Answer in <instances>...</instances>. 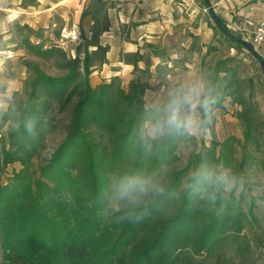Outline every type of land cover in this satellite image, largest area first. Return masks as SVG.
Returning <instances> with one entry per match:
<instances>
[{"label":"trees","instance_id":"1","mask_svg":"<svg viewBox=\"0 0 264 264\" xmlns=\"http://www.w3.org/2000/svg\"><path fill=\"white\" fill-rule=\"evenodd\" d=\"M94 2L83 13L94 21L92 38L82 33L75 57L59 44L33 43L31 37H43L27 25L16 28L20 45L34 61L26 59L23 89L0 111V247L5 259L9 264H241L251 250L242 235L248 215L223 186L209 189L213 199L202 198L196 174L202 165L217 174H241L251 158L249 146H261L264 120L254 102V81L238 77L234 59L217 60L209 68L206 92L223 100L213 109L212 123L200 128L202 138L210 132V145L166 128L152 137L147 124L164 126L169 103L184 90L176 85L162 105L147 107L149 85L139 78L128 88L119 77L93 87L94 67L105 61L108 50L100 44L105 3ZM217 18L216 31L245 50L242 36ZM91 46L97 49L91 52ZM212 51L217 49L210 47L207 56ZM46 66L57 74H49ZM228 99L242 107L241 160L235 137L220 142L213 130L214 111ZM59 132L62 139L41 160ZM183 144L193 147L187 161L179 152ZM16 163L22 169L4 183L6 170ZM123 174L148 178L163 189L145 197L135 213L138 222L117 221L123 213L110 207L113 183Z\"/></svg>","mask_w":264,"mask_h":264},{"label":"crops","instance_id":"2","mask_svg":"<svg viewBox=\"0 0 264 264\" xmlns=\"http://www.w3.org/2000/svg\"><path fill=\"white\" fill-rule=\"evenodd\" d=\"M94 0H0V110H7L15 92L23 87L27 72L16 70L25 50L16 39L18 26L41 32L58 24L77 26L87 38L94 21L83 17ZM106 27L100 44L107 47L105 61L94 67L93 87L119 77L125 88L134 79L147 82V107L162 105L171 90L208 86L207 66L217 60L239 62L240 51L219 32L205 0H103ZM216 16L228 24L251 20L264 24V0H210ZM81 33V34H82ZM36 41H34V40ZM42 39L31 37L33 43ZM217 41H222V54ZM225 42V43H224ZM57 43V42H56ZM210 47L212 51L207 56ZM95 46L90 51H95ZM9 65V68L7 66ZM202 98V97H201ZM199 115V107L196 109ZM199 119V116H197ZM200 129L194 136H198Z\"/></svg>","mask_w":264,"mask_h":264},{"label":"rangeland","instance_id":"3","mask_svg":"<svg viewBox=\"0 0 264 264\" xmlns=\"http://www.w3.org/2000/svg\"><path fill=\"white\" fill-rule=\"evenodd\" d=\"M93 4L96 5V2ZM62 26L63 25L58 24L52 30H43L41 32L43 37L41 41H44L47 45L56 42V44L60 45V30ZM80 33H82L81 29ZM15 36L18 41L21 40V37L16 34V31ZM91 38L92 34L88 39L91 40ZM244 41H246L256 51L257 55L252 54L247 48H245V50H239L240 60L238 63H234L233 67L238 69V77L240 79H252L254 81V102L264 120V69L260 62L262 61L264 63V43L259 47H254L248 41V39H244ZM81 43H83L82 34L81 40L78 43H66V49L63 47L62 48L67 53L72 55L73 52V54L76 55V49L79 45H81ZM217 43H219V45H223L221 48V53L223 54L225 51L223 42L217 41ZM26 59L33 60L28 57L25 52V56L20 60V66L16 69L18 74L25 70L27 72V68L25 66V62L27 61ZM7 68H9V65ZM209 68L210 67L207 66L208 72ZM45 70L51 75L57 74L48 66L45 67ZM207 75V79H209L210 73H207ZM241 111L242 107L238 103H232L231 100L228 99L224 104V108L214 111L216 122L213 126L216 138L220 142H223L231 137H235V139L238 141L236 145V158L239 160H241L243 155V150L240 146V143H242L244 140V128L239 117ZM197 116H199V120H201L200 111L199 115ZM156 129L157 127L153 126L152 124H147V130L150 136L155 137L158 135L159 132L156 131ZM262 134L264 138V127L262 128ZM196 137L199 140L203 139L207 146L210 145L212 140L210 132H207L203 138L200 132ZM61 139V132L55 134L51 138L49 142V150L41 160H44L48 157L50 151L58 144ZM261 143L262 144L260 147L249 146V155L251 158L248 160L245 170L241 174H237L234 170H223V173H228L229 176L233 177L236 181L235 187L231 191L227 192H234L236 199L241 201L243 211L246 213V215H248V220L244 222L245 226L242 231V235L247 237L249 245L251 246V250L249 251L250 253L248 256L243 258L241 264H264V139ZM179 152L182 159L187 161L193 152V147L190 144H183ZM21 169L22 166L19 163L9 166L4 175L3 182L6 183L10 178H12L14 172H19ZM232 256H236V253H233ZM237 262L239 263L240 259ZM0 264H9L4 257V252L1 247Z\"/></svg>","mask_w":264,"mask_h":264},{"label":"clouds","instance_id":"4","mask_svg":"<svg viewBox=\"0 0 264 264\" xmlns=\"http://www.w3.org/2000/svg\"><path fill=\"white\" fill-rule=\"evenodd\" d=\"M222 100L213 96L211 92H206L202 83L191 86L173 97L167 108L164 126L157 128L156 131L163 134L166 128L169 132L195 135L202 124L212 123L213 109L220 105ZM198 107L203 109L206 118L204 121L197 118L196 109ZM196 176L202 198L208 196L213 199L214 195L209 191L213 187L223 186L225 191H231L236 185L235 179L228 173L217 174L208 165H202ZM112 188L110 207L114 212L123 213L117 220L119 222H138L140 218L136 217L135 213L144 203L145 197L163 190L160 185L148 178L127 174L119 176Z\"/></svg>","mask_w":264,"mask_h":264},{"label":"built area","instance_id":"5","mask_svg":"<svg viewBox=\"0 0 264 264\" xmlns=\"http://www.w3.org/2000/svg\"><path fill=\"white\" fill-rule=\"evenodd\" d=\"M228 29L242 35L254 47L264 43V24H257L246 20L243 24H228ZM81 40V33L77 26H64L60 30V46L65 48L66 43H78ZM72 56H75L72 52Z\"/></svg>","mask_w":264,"mask_h":264},{"label":"water","instance_id":"6","mask_svg":"<svg viewBox=\"0 0 264 264\" xmlns=\"http://www.w3.org/2000/svg\"><path fill=\"white\" fill-rule=\"evenodd\" d=\"M205 2H206V4H207V6L210 8V11H211V14H212V17H213V19H214V21H215V23L217 24V25H220V22H219V20H218V18H217V16H216V14H215V12H214V10H213V7H212V4H211V2H210V0H205ZM243 44L245 45V47L252 53V54H254V55H257V53H256V51L246 42V41H243ZM261 62V65L263 66V69H264V63L262 62V61H260Z\"/></svg>","mask_w":264,"mask_h":264}]
</instances>
